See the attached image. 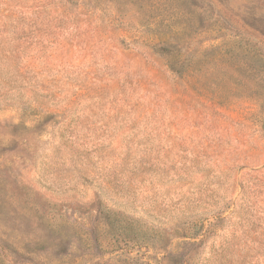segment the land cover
<instances>
[{"label":"rangeland","instance_id":"1","mask_svg":"<svg viewBox=\"0 0 264 264\" xmlns=\"http://www.w3.org/2000/svg\"><path fill=\"white\" fill-rule=\"evenodd\" d=\"M264 0H0V264H264Z\"/></svg>","mask_w":264,"mask_h":264},{"label":"trees","instance_id":"2","mask_svg":"<svg viewBox=\"0 0 264 264\" xmlns=\"http://www.w3.org/2000/svg\"><path fill=\"white\" fill-rule=\"evenodd\" d=\"M263 128H264V121H263Z\"/></svg>","mask_w":264,"mask_h":264}]
</instances>
